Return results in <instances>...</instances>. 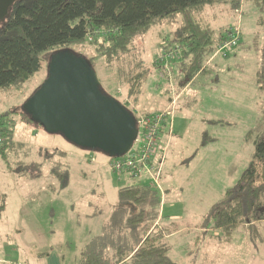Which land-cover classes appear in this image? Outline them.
<instances>
[{"label": "rangeland", "instance_id": "374dc122", "mask_svg": "<svg viewBox=\"0 0 264 264\" xmlns=\"http://www.w3.org/2000/svg\"><path fill=\"white\" fill-rule=\"evenodd\" d=\"M232 1L214 0L192 9L193 18L214 34L237 28L241 42L225 57L209 58L205 73L180 95L176 63L162 61L161 55L172 47L180 15L156 20L134 39L133 54L147 69L137 105L109 80L110 72L96 68L103 87L135 117L169 111L168 127L163 125L159 136L165 152L158 223L172 233L168 256L178 264H264V220L239 223L226 234L213 227L211 217L252 158L255 148L247 133L264 128V99L256 82L264 27L248 0H240L238 9ZM93 39L72 44L69 50L92 56ZM45 77L43 62L27 82L1 88L0 114L22 108ZM9 143L6 157L0 156V264H56L61 257L62 264H76L106 223L117 227L130 215L117 202L119 189L132 179L128 173H114L112 158L102 152L79 148L60 134L25 123L17 125ZM140 145L136 141L133 150L139 152ZM53 171L67 174V186L60 188Z\"/></svg>", "mask_w": 264, "mask_h": 264}, {"label": "trees", "instance_id": "16d2710c", "mask_svg": "<svg viewBox=\"0 0 264 264\" xmlns=\"http://www.w3.org/2000/svg\"><path fill=\"white\" fill-rule=\"evenodd\" d=\"M212 1L17 0L0 22V89L27 82L43 67V62L47 71L51 53L69 50L72 44L84 42L87 35H92L93 39L97 31L99 38L90 43L95 47L93 55L82 56L95 72L98 66L110 72L113 80L111 76L109 80L123 90L130 104L137 105L147 69L133 54L134 39L145 34L156 20L172 15H180L181 24L177 36L170 40L172 47L164 48L161 55L170 65L176 63L177 84L181 88L191 85L205 73L209 58L228 38L221 30L214 34L208 27H202L191 14L192 9ZM248 1L260 14L259 23L264 27V0ZM240 5V0L232 1L235 9ZM240 42L239 35L234 47ZM172 52L177 56L170 59L168 55ZM262 52L256 82L264 99V46ZM227 54V50L224 51V57ZM163 74L167 78L166 71L163 70ZM99 88L112 96L101 82ZM21 123L40 126L21 108L0 114V156L6 157L9 142ZM247 139L253 140L255 148L247 168L234 188L225 192L222 204L211 210L213 227L226 234L239 223L264 220V128L257 133L249 131ZM158 141V151L148 162L154 167L151 173L138 164L137 175L128 174L132 182L118 191L117 204L125 205L130 215L124 222L117 223L120 224L117 227L114 223H106L102 233L82 249L76 264H178L168 256L170 246L166 237L172 233L158 223L162 200L158 192L162 190L160 179L165 152L160 138ZM56 176L61 180L60 188L67 186V174ZM144 177L148 181H143Z\"/></svg>", "mask_w": 264, "mask_h": 264}, {"label": "water", "instance_id": "95a60500", "mask_svg": "<svg viewBox=\"0 0 264 264\" xmlns=\"http://www.w3.org/2000/svg\"><path fill=\"white\" fill-rule=\"evenodd\" d=\"M17 0H0V22ZM88 61L69 50L50 54L46 77L22 108L41 128L60 134L71 144L120 158L138 136L136 117L99 88Z\"/></svg>", "mask_w": 264, "mask_h": 264}, {"label": "built area", "instance_id": "2783aa9c", "mask_svg": "<svg viewBox=\"0 0 264 264\" xmlns=\"http://www.w3.org/2000/svg\"><path fill=\"white\" fill-rule=\"evenodd\" d=\"M94 34L99 35L100 32L95 31ZM240 32L236 28L228 33V38L223 41L217 48L216 54H222L224 56V51L234 47L239 41ZM92 35H87L86 39H91ZM177 56L176 52H172L168 55L170 59H173ZM164 58L162 59V61ZM138 136L136 141L140 140V151L133 150V146L130 151L120 157L112 158L110 162V167L118 175L123 173H128L133 176H136L140 169L136 167L142 166L147 173H151L153 166H149V160L155 155L158 151V138L162 132V126L166 125L169 121V111H163L155 115H145V116H136ZM139 131L141 134L139 136ZM135 141V142H136ZM134 142V143H135ZM136 168V169H135ZM156 182V181H155Z\"/></svg>", "mask_w": 264, "mask_h": 264}, {"label": "crops", "instance_id": "0c3cea01", "mask_svg": "<svg viewBox=\"0 0 264 264\" xmlns=\"http://www.w3.org/2000/svg\"><path fill=\"white\" fill-rule=\"evenodd\" d=\"M214 56H215V55H214ZM174 64H175V63H174ZM173 69H174V68H173ZM177 85H178V84H177ZM188 86H189V85H186V86H184V87L181 88V87L178 85L179 89H180V88H181V89H180V91L177 93V95H180L181 92H182L184 89H187V88H188ZM169 100H170V98H169ZM165 108H166V106L164 107L163 110H165ZM162 134H163V133H162ZM167 135H168V133H167ZM164 137H165V136H164ZM161 140H162V139H161ZM161 143H162V142H161ZM100 234H101V233H100ZM95 236H96V235H95ZM170 236H171V235H168V236L166 237V240L169 239ZM44 254H45V253H41L40 255H41V256H44ZM46 256H47V255H46ZM56 257H57V256H56ZM58 261H59V262H58ZM62 263H63V258H62V257H61L60 259L56 260V264H62ZM7 264H11V263L9 262V263H7Z\"/></svg>", "mask_w": 264, "mask_h": 264}]
</instances>
